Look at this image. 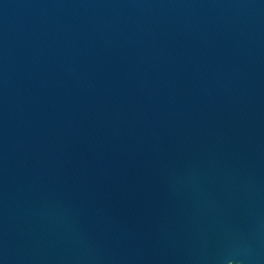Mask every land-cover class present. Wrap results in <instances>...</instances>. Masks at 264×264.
Listing matches in <instances>:
<instances>
[{"label":"water","instance_id":"obj_1","mask_svg":"<svg viewBox=\"0 0 264 264\" xmlns=\"http://www.w3.org/2000/svg\"><path fill=\"white\" fill-rule=\"evenodd\" d=\"M0 264H264V0H0Z\"/></svg>","mask_w":264,"mask_h":264}]
</instances>
